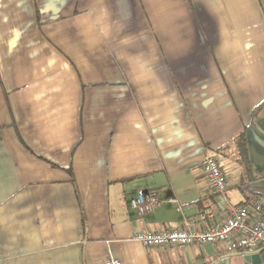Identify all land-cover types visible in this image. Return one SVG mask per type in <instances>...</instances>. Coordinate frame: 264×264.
<instances>
[{
    "label": "crops",
    "instance_id": "crops-1",
    "mask_svg": "<svg viewBox=\"0 0 264 264\" xmlns=\"http://www.w3.org/2000/svg\"><path fill=\"white\" fill-rule=\"evenodd\" d=\"M263 103L264 0H0V264H247L131 236L223 220L207 156L227 203L261 199L247 133ZM139 190L160 201L145 216Z\"/></svg>",
    "mask_w": 264,
    "mask_h": 264
},
{
    "label": "built area",
    "instance_id": "built-area-1",
    "mask_svg": "<svg viewBox=\"0 0 264 264\" xmlns=\"http://www.w3.org/2000/svg\"><path fill=\"white\" fill-rule=\"evenodd\" d=\"M201 172L208 191L216 197V206L224 216L213 223L211 214H200L186 221L181 228L163 227L155 231L135 230L131 238L145 248L164 247L169 250L187 249L192 246L219 244L224 253L255 255L264 244V203L254 193L243 190L244 200L239 206L227 203L228 177L222 173L215 156L204 157ZM169 202L176 204V200ZM138 216H145L160 206L155 191L139 190L129 201ZM104 264H121L112 256Z\"/></svg>",
    "mask_w": 264,
    "mask_h": 264
},
{
    "label": "rangeland",
    "instance_id": "rangeland-1",
    "mask_svg": "<svg viewBox=\"0 0 264 264\" xmlns=\"http://www.w3.org/2000/svg\"><path fill=\"white\" fill-rule=\"evenodd\" d=\"M254 133L256 134L255 136L252 132L247 133L248 149L252 158L253 166L255 167V172H257L259 176V179H257L254 184L259 188V192L262 194L260 201L264 203V154L259 147L260 141L264 143V131L258 132L257 130H254Z\"/></svg>",
    "mask_w": 264,
    "mask_h": 264
},
{
    "label": "trees",
    "instance_id": "trees-1",
    "mask_svg": "<svg viewBox=\"0 0 264 264\" xmlns=\"http://www.w3.org/2000/svg\"><path fill=\"white\" fill-rule=\"evenodd\" d=\"M263 106L264 103L253 111V118L255 113L258 110H260ZM246 141H247L246 134L244 133L243 135L240 136L239 140L237 141V150H238L239 163L241 164L244 174L248 176L251 173V168H250ZM263 248H264V244L261 246V252Z\"/></svg>",
    "mask_w": 264,
    "mask_h": 264
},
{
    "label": "water",
    "instance_id": "water-1",
    "mask_svg": "<svg viewBox=\"0 0 264 264\" xmlns=\"http://www.w3.org/2000/svg\"><path fill=\"white\" fill-rule=\"evenodd\" d=\"M261 250L259 253L255 254V255H246L244 256V260L247 264H261L262 259H261Z\"/></svg>",
    "mask_w": 264,
    "mask_h": 264
}]
</instances>
